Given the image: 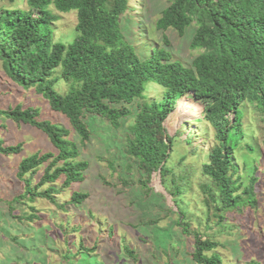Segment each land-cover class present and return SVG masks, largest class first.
Segmentation results:
<instances>
[{
	"label": "trees",
	"instance_id": "1",
	"mask_svg": "<svg viewBox=\"0 0 264 264\" xmlns=\"http://www.w3.org/2000/svg\"><path fill=\"white\" fill-rule=\"evenodd\" d=\"M25 2L26 8H0L2 67L10 79L25 88L34 87L52 109L63 112L82 142L93 134L86 122L89 114L108 120L114 128L133 117L125 128V152L149 177L160 171L164 188L182 197L188 178L185 172L178 174L167 164L173 138L166 133L164 121L177 101L192 93L203 102L204 115L197 121L206 120L215 129V143L201 165L207 177L201 188L208 218L211 214L223 218L222 212L245 201L256 202V162L261 157L256 146L246 143L255 162L252 166L245 160L251 172L243 190L246 197L239 193L242 181L237 161L242 141L248 137L243 126L245 103L253 104L264 115V0H170L156 27L163 31L174 28L181 36L187 29H194L189 46L198 53L190 64L167 48L166 35L165 47L145 34L135 15L129 16L130 0ZM52 5L61 12L77 11V33L68 44L54 39L53 24L58 15ZM59 65L62 77L72 81L73 87L65 94L55 90L50 78ZM155 84L161 91H156ZM184 106L181 99L172 116L186 115ZM0 113L42 130L57 148V152H37L20 161L17 175L25 182L26 197L57 202L55 194L60 189L38 191L31 178L25 177L43 164H47L40 180L43 184L64 177L66 187L84 179L88 162L76 159L79 146L68 138V128L40 118L39 109L33 106L18 104ZM20 150V144L5 145L0 139L1 153ZM87 197L86 192L74 191L70 201L78 204ZM178 211L181 216L177 225L194 237L193 260L198 264H224L222 256L214 251L219 241L191 230L184 220L185 212ZM125 249L137 258L133 249Z\"/></svg>",
	"mask_w": 264,
	"mask_h": 264
},
{
	"label": "rangeland",
	"instance_id": "2",
	"mask_svg": "<svg viewBox=\"0 0 264 264\" xmlns=\"http://www.w3.org/2000/svg\"><path fill=\"white\" fill-rule=\"evenodd\" d=\"M169 2L130 0L128 13L135 15L145 34L159 45L167 46L166 35L167 48L190 64L198 53L189 46L194 29H187L181 36L174 28L163 31L156 27ZM6 7L27 5L25 0H0V8ZM51 9L58 15L53 24L54 39L70 43L77 33V11L61 12L53 5ZM61 72L59 65L50 78L55 90L65 94L73 86ZM154 87L161 91L158 84ZM150 95L155 96V91ZM181 99L185 100L186 115L172 116ZM18 104L36 107L40 118L68 128V138L79 146L76 159L86 160L88 167L82 181L63 187L64 177L41 183L47 164L40 165L25 177L31 178L38 191L49 187L60 189L55 194L57 202L39 196L26 197L25 182L17 175L20 161L37 152H57V148L42 130L0 113V139L5 145H21L16 153L0 152V264H198L192 258L194 237L177 225L181 216L178 208L185 212L184 220L191 230L219 241L214 251L222 256L224 264H264V115L253 104L246 102L244 106L243 126L248 137L242 141L237 162L242 181L239 193L246 197L243 190L251 173L246 169L249 165L246 161L252 166L255 163L246 143L256 146L261 156L256 162V202L245 201L222 212L223 218L214 214L208 218L206 195L201 188L207 177L201 165L207 159V150L215 143V129L206 120L197 121L204 115L203 102L192 93L182 96L164 121L166 133L173 138L167 164L178 174L185 172L188 178L182 197L164 188L160 171L149 177L136 159L125 152V128L133 117H127L119 128H114L108 120L89 114L86 122L93 134L82 142L68 117L52 109L34 87L25 88L10 79L0 60V110ZM74 191L86 192L88 197L81 203H72ZM125 247L133 249L137 258L131 257Z\"/></svg>",
	"mask_w": 264,
	"mask_h": 264
}]
</instances>
